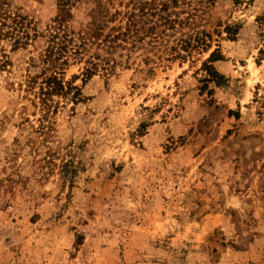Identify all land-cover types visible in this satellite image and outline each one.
Here are the masks:
<instances>
[{"label": "rangeland", "instance_id": "1", "mask_svg": "<svg viewBox=\"0 0 264 264\" xmlns=\"http://www.w3.org/2000/svg\"><path fill=\"white\" fill-rule=\"evenodd\" d=\"M10 1L42 30L60 9ZM72 2L79 31L91 1ZM180 6L192 25L119 47L110 75L70 59L80 94L55 111L26 90L46 45L0 40V264H264V0ZM196 32L209 46L173 58Z\"/></svg>", "mask_w": 264, "mask_h": 264}, {"label": "trees", "instance_id": "2", "mask_svg": "<svg viewBox=\"0 0 264 264\" xmlns=\"http://www.w3.org/2000/svg\"><path fill=\"white\" fill-rule=\"evenodd\" d=\"M88 1H91L89 21L76 31L69 26L73 18L72 0H60L59 13L46 30H42L38 22L21 10H13L12 1L0 0V40L9 44L12 52L26 50L33 43L46 45L42 62L37 65L39 71H29L27 75L26 90L38 96L41 105L48 111H55L58 107L56 96L66 97L74 92L77 97L80 94L78 86L64 77L70 59L85 62L81 73L85 81L92 79L100 70L110 75L115 68L110 54L119 47L131 50L144 47L146 43L152 49L163 44L168 46L170 37L179 31L183 32L195 19L192 13L184 16V8L178 10L181 7L180 0L121 1L126 9H117L115 12L112 7L118 0ZM117 21L118 24L113 25ZM195 35L188 33L186 39H179L177 46L171 48V54H177L173 58H185L182 52L191 54L198 45L209 46L207 40L199 36V32ZM94 45L97 49L105 50L108 56L95 52L85 59ZM216 52L212 53L211 59L216 57ZM260 53L264 54V49ZM5 56V64H10L9 56ZM211 72L216 74L215 71Z\"/></svg>", "mask_w": 264, "mask_h": 264}]
</instances>
